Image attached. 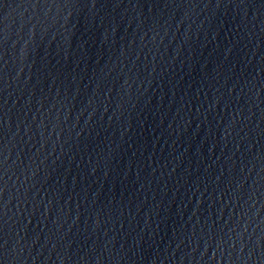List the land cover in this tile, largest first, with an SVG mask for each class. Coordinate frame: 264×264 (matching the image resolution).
<instances>
[{
	"label": "water",
	"instance_id": "water-1",
	"mask_svg": "<svg viewBox=\"0 0 264 264\" xmlns=\"http://www.w3.org/2000/svg\"><path fill=\"white\" fill-rule=\"evenodd\" d=\"M0 264H264V0H0Z\"/></svg>",
	"mask_w": 264,
	"mask_h": 264
},
{
	"label": "snow or ice",
	"instance_id": "snow-or-ice-1",
	"mask_svg": "<svg viewBox=\"0 0 264 264\" xmlns=\"http://www.w3.org/2000/svg\"><path fill=\"white\" fill-rule=\"evenodd\" d=\"M37 2H39V0H37Z\"/></svg>",
	"mask_w": 264,
	"mask_h": 264
}]
</instances>
